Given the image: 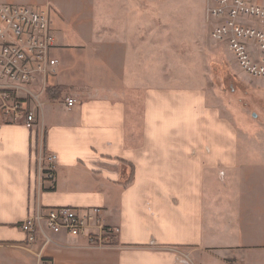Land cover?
Wrapping results in <instances>:
<instances>
[{
  "label": "crops",
  "instance_id": "1",
  "mask_svg": "<svg viewBox=\"0 0 264 264\" xmlns=\"http://www.w3.org/2000/svg\"><path fill=\"white\" fill-rule=\"evenodd\" d=\"M69 2L0 0L58 12L47 80L66 88L58 101L40 96L36 134L0 123V264H264V145H241L204 65L192 74L188 45L174 46L184 20L159 22L157 0L150 12L102 0L99 27L86 11L96 0H79L78 21ZM41 150L57 155L53 182L39 176ZM38 206L101 207L115 239L49 231L28 243L21 223Z\"/></svg>",
  "mask_w": 264,
  "mask_h": 264
},
{
  "label": "built area",
  "instance_id": "2",
  "mask_svg": "<svg viewBox=\"0 0 264 264\" xmlns=\"http://www.w3.org/2000/svg\"><path fill=\"white\" fill-rule=\"evenodd\" d=\"M206 18L211 37L224 44L239 67L256 78H264V0H206ZM57 45L48 12L38 8L0 3V123H26L39 130L40 96L45 95L48 78L57 72L52 56ZM76 101L67 98V107ZM35 127V125H37ZM41 179H55L57 155L40 151L37 158ZM101 207L79 209L38 206L21 223L27 242L47 232L85 235L93 243L109 245L114 231L104 225ZM39 264H51L40 258Z\"/></svg>",
  "mask_w": 264,
  "mask_h": 264
},
{
  "label": "rangeland",
  "instance_id": "3",
  "mask_svg": "<svg viewBox=\"0 0 264 264\" xmlns=\"http://www.w3.org/2000/svg\"><path fill=\"white\" fill-rule=\"evenodd\" d=\"M96 1L94 2L96 3L95 6L87 8L86 11L87 15L97 18V26L100 27L103 3L102 0ZM142 1L147 5L142 10L150 12L151 8H148L149 0ZM157 1L162 5L154 10V13L160 19L159 22L166 16H168V19L171 18L173 20L174 26L181 24L182 20H184L185 32L175 37L174 46L179 48L181 42L185 46L188 45L192 74L197 75L196 68L202 73L204 65L205 72L210 75L208 81L216 88L217 94L223 100V110L225 113H231L232 118L239 127L241 145H245V147L247 144L253 145L254 151L256 149L260 150L262 145H264V78H256L246 74L234 60L235 58L228 47L212 39L210 23L206 18V0H190L194 2H192V7L189 8L184 5L187 0ZM69 3V7L63 9L67 19L71 20L73 18L74 21H78L79 18L83 17V8L78 7L79 0H70ZM177 5L178 7H173ZM27 6L46 10L53 21V28L55 30L62 29L58 22L60 18L57 11L35 5ZM187 11L189 14H187ZM78 13L80 14L77 15ZM183 14H187V16ZM181 16L184 19H181ZM65 31H72L71 25ZM229 52L232 54L231 57L234 64L226 57V53ZM181 60L180 58L178 62H181ZM198 63L199 65H197ZM37 126L38 124L35 125V127ZM39 128L41 127L39 126ZM254 154H258L255 157L257 158L260 152H255Z\"/></svg>",
  "mask_w": 264,
  "mask_h": 264
},
{
  "label": "trees",
  "instance_id": "4",
  "mask_svg": "<svg viewBox=\"0 0 264 264\" xmlns=\"http://www.w3.org/2000/svg\"><path fill=\"white\" fill-rule=\"evenodd\" d=\"M66 91L65 87H54V86H48L46 89V96L52 100V101H58L62 98L63 93ZM46 136L44 135V150L46 151ZM134 168H133V172L131 174V177L129 178L128 182L125 185H130L133 183L134 181Z\"/></svg>",
  "mask_w": 264,
  "mask_h": 264
}]
</instances>
